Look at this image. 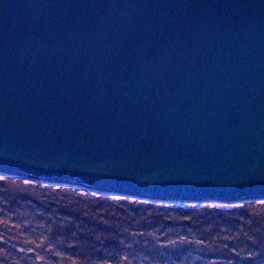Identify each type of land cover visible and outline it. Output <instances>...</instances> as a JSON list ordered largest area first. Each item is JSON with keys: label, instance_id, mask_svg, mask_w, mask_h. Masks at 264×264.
Instances as JSON below:
<instances>
[{"label": "water", "instance_id": "95a60500", "mask_svg": "<svg viewBox=\"0 0 264 264\" xmlns=\"http://www.w3.org/2000/svg\"><path fill=\"white\" fill-rule=\"evenodd\" d=\"M0 173L264 198V0H0Z\"/></svg>", "mask_w": 264, "mask_h": 264}, {"label": "trees", "instance_id": "16d2710c", "mask_svg": "<svg viewBox=\"0 0 264 264\" xmlns=\"http://www.w3.org/2000/svg\"><path fill=\"white\" fill-rule=\"evenodd\" d=\"M221 204L150 200L3 175L0 248L10 255L0 263L15 264L17 256L24 261L16 246L29 229L25 221L33 219L43 226L29 233L41 236L61 264H264V252L256 250L264 247V219L258 217L264 203L228 204L241 210ZM259 207L263 213L256 216ZM25 209L34 217L24 218Z\"/></svg>", "mask_w": 264, "mask_h": 264}, {"label": "rangeland", "instance_id": "374dc122", "mask_svg": "<svg viewBox=\"0 0 264 264\" xmlns=\"http://www.w3.org/2000/svg\"><path fill=\"white\" fill-rule=\"evenodd\" d=\"M3 175L6 176L7 174L0 173V178H2ZM7 183L8 182L3 181L2 184L4 186H7ZM109 193H112V192H109ZM115 194H118V193H115ZM246 201H255V202L259 201L260 203H264V198L258 199V200H246ZM182 202H184V201H182ZM241 202L242 201H238L237 204L239 205ZM225 203L226 204H224V205L223 204L217 205V207L219 206L218 208H226V209L230 210L231 209V205H228V204L233 203V202H225ZM227 206H229V207H227ZM234 209L235 210H241L240 206H237ZM234 209H231V210H234ZM262 210H263V208H261V207L257 208L256 212H255L256 216H258L257 214L263 213ZM0 211H2L1 208H0ZM23 211L24 212H22V215H23L24 218L25 217H31V218L34 217V216H32L33 213H31L30 211H27V209H25ZM258 217H260L261 219H264V214L262 216H258ZM26 222L27 221H25V224H24L23 228H29V229L25 230L24 232L21 233V236L23 238L22 239L23 241L20 242L21 246H16L18 248L17 250L21 252V256L24 257V261L21 260L22 262L18 263L19 260H18V256H17L16 258L13 259L14 263L15 264H61L59 262V260L58 261L57 260L53 261V257L50 256V255L51 254L53 255L54 252L51 253V251H48V249L44 248V245H42V244H46L45 241L42 243V241L44 239L43 240H41V239L38 240V238L41 237V236H38L37 239H34V237L29 233L32 230H34L33 228L37 227L39 225V223H40V225H42V223L39 222V221H38L39 223H35L36 221H34L33 219L31 221L27 222V223ZM263 230H264V227H263ZM17 232H19V231H17ZM25 237H27V240H24ZM28 240H30V242H28ZM48 242L51 243L49 240H48ZM17 244L19 245V243H17ZM22 244H24V245H22ZM257 247L258 248H256V250L260 251L261 253L264 252L263 244H261L260 246H257ZM4 249L5 250L0 248V257L4 258L7 261V258L9 257L10 254L6 253V248H4ZM46 257L50 258V260L46 261V259H44Z\"/></svg>", "mask_w": 264, "mask_h": 264}]
</instances>
